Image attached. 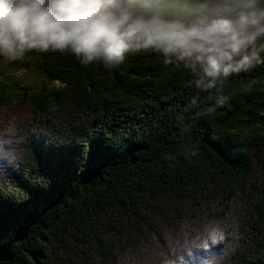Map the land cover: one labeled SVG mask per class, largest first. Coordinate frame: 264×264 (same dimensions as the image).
Masks as SVG:
<instances>
[{"label":"trees","instance_id":"obj_1","mask_svg":"<svg viewBox=\"0 0 264 264\" xmlns=\"http://www.w3.org/2000/svg\"><path fill=\"white\" fill-rule=\"evenodd\" d=\"M193 81L150 51L112 68L0 57V124L18 133L0 163V264H158L162 237L210 220L230 233L221 264H264V63L207 92Z\"/></svg>","mask_w":264,"mask_h":264},{"label":"clouds","instance_id":"obj_2","mask_svg":"<svg viewBox=\"0 0 264 264\" xmlns=\"http://www.w3.org/2000/svg\"><path fill=\"white\" fill-rule=\"evenodd\" d=\"M32 50L67 51L108 68L150 51L183 65L207 92L264 63V0H0V57ZM17 135L12 119L0 124V163L16 160ZM229 235L219 220L180 227L161 238L158 264H221L218 246Z\"/></svg>","mask_w":264,"mask_h":264},{"label":"water","instance_id":"obj_3","mask_svg":"<svg viewBox=\"0 0 264 264\" xmlns=\"http://www.w3.org/2000/svg\"><path fill=\"white\" fill-rule=\"evenodd\" d=\"M97 174L96 169H93L85 176V180H90ZM38 215L35 213H28L21 221L18 223V233L16 235V240H21L26 234L30 225L37 221Z\"/></svg>","mask_w":264,"mask_h":264}]
</instances>
